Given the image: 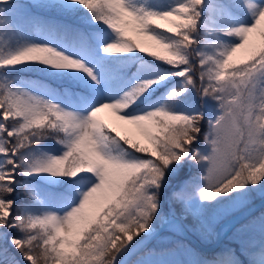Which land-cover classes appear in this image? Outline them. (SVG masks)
<instances>
[{
  "label": "snow or ice",
  "instance_id": "obj_1",
  "mask_svg": "<svg viewBox=\"0 0 264 264\" xmlns=\"http://www.w3.org/2000/svg\"><path fill=\"white\" fill-rule=\"evenodd\" d=\"M0 264H264V0H0Z\"/></svg>",
  "mask_w": 264,
  "mask_h": 264
}]
</instances>
